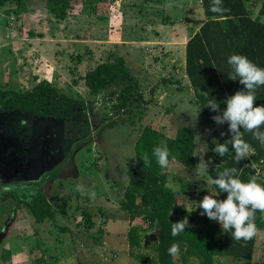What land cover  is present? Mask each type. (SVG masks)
Returning a JSON list of instances; mask_svg holds the SVG:
<instances>
[{
    "label": "rangeland",
    "instance_id": "obj_1",
    "mask_svg": "<svg viewBox=\"0 0 264 264\" xmlns=\"http://www.w3.org/2000/svg\"><path fill=\"white\" fill-rule=\"evenodd\" d=\"M263 1L250 2V13ZM206 20L201 0H22L0 7L1 89L25 92L48 79L82 101L67 120L0 110V264L19 261L18 251L31 260L37 240L51 264H142L132 260L127 239L137 222L122 208L141 131L150 125L173 138L197 119L187 127L207 143L209 168L210 144L223 136V125L201 114L185 69L183 48ZM113 53L126 58L139 84L128 102L112 88L91 97L83 80ZM209 178L171 163L167 184L188 208L175 222L201 223L198 203L217 194ZM32 187L47 195L54 221L34 224L22 203ZM142 225L143 251L153 256L159 231ZM258 238L252 260L217 261L264 264V232Z\"/></svg>",
    "mask_w": 264,
    "mask_h": 264
},
{
    "label": "trees",
    "instance_id": "obj_2",
    "mask_svg": "<svg viewBox=\"0 0 264 264\" xmlns=\"http://www.w3.org/2000/svg\"><path fill=\"white\" fill-rule=\"evenodd\" d=\"M12 1L20 3L22 0H0V7ZM64 1L69 3L71 0ZM251 1L222 0L225 11L214 13L210 10L212 0H201L207 20L186 44L185 69L196 104L209 123H216L212 117L222 114L226 108L223 103L226 97L245 88L239 80L228 78L231 72L228 58L233 54H241L264 68V1L255 18L251 16L248 6ZM83 80L91 97H98L103 90L112 88V93L120 94L119 98L128 102L133 99L132 92L139 88L126 58L117 53L109 55L104 63L88 71ZM256 98L254 106L264 105V86L257 89ZM213 99L220 103V113L207 107L208 101ZM81 105V100L68 95L48 79L40 81L25 92L3 90L0 87V110L4 112L19 111L37 117L67 120L71 118V111ZM228 127L227 123L223 124L225 134L210 144L215 156L214 165L209 168L210 178L215 179L225 169L236 168L242 181L247 182L251 176L259 173L258 182L264 183V174L258 169L261 166L264 171V145L252 133L243 132V139L251 145L253 153L237 163L235 152L228 141L232 135ZM260 131H264V127ZM216 135L214 133L212 138ZM196 139L195 132L188 127L181 128L175 137L165 139L160 130L148 125L143 128L136 142L135 163L129 170V184L124 193L122 208L128 211L131 222H137L128 231L127 239L130 256L142 264H191L195 261L197 264H220L217 261L219 257L231 258L233 261H249L254 257L259 235L250 241H237L232 238L231 232H223L221 226L211 222L206 215L202 216L201 223L190 224L191 227L178 236L171 234L174 217L186 215L188 208L168 186L170 168L163 170L159 167L153 149L166 144L174 157L171 163L175 161L187 170H195L198 164L197 156H193ZM219 143L228 145L229 150L223 157L212 150ZM145 153L151 160L148 167L144 166L142 160ZM213 186L220 200L227 198L226 192ZM22 203L29 208L36 225L56 219L47 195L37 188ZM255 223L260 233L264 232V213H256ZM141 224L156 227L159 231L158 241L153 246V256L143 251L141 232L144 231V226ZM13 225L14 222L10 228ZM174 243L179 245L178 260L168 251ZM39 244L37 240L31 246L29 251L33 257L27 264H48ZM7 252L6 258L10 256V250Z\"/></svg>",
    "mask_w": 264,
    "mask_h": 264
},
{
    "label": "clouds",
    "instance_id": "obj_3",
    "mask_svg": "<svg viewBox=\"0 0 264 264\" xmlns=\"http://www.w3.org/2000/svg\"><path fill=\"white\" fill-rule=\"evenodd\" d=\"M210 10L214 13L225 11L222 7V0H212ZM231 72L228 78L244 85V90H238L234 95L226 97L223 103L226 108L222 114H217L212 119L217 125L228 124V131L232 134L228 140L235 152L236 162L248 158L252 153L251 145L243 139V132L252 133L262 145H264V105L254 106L257 100L256 91L260 86H264V68L257 66L247 56L233 54L228 58ZM213 112L220 113V103L216 99L207 103ZM197 120V119H196ZM196 120L192 119L190 125L195 127ZM243 128V131H241ZM225 133H221L224 135ZM197 144L193 156H199V163L195 170L198 174L207 175L209 173V161L204 156L208 151L207 143L201 142L200 135H197ZM220 156L228 152V145L219 143L212 149ZM156 162L163 170L171 166V152L167 145L157 146L153 149ZM171 157V159H170ZM144 166L151 165V160L147 153L143 154ZM255 169V165L252 166ZM259 173L250 177L247 182L242 181L236 168H228L220 172L215 179L209 178L207 183L217 186L221 192L227 193V198L218 200L214 197L216 193L210 192L198 203V207L203 209L201 215H206L210 220L217 221L225 233L231 232L233 239L239 241H250L260 234V229L255 223L256 213H264V183L258 182ZM76 190L82 195H88L90 199H95V191L86 189L83 184H78ZM191 225L187 217L179 222L172 223L171 234L178 236L185 232ZM169 254L175 256L179 252V245L172 244L168 249Z\"/></svg>",
    "mask_w": 264,
    "mask_h": 264
},
{
    "label": "crops",
    "instance_id": "obj_4",
    "mask_svg": "<svg viewBox=\"0 0 264 264\" xmlns=\"http://www.w3.org/2000/svg\"><path fill=\"white\" fill-rule=\"evenodd\" d=\"M254 0H252L251 2H253ZM262 4L263 3H261V7H262ZM253 12H254V16L252 15L253 14ZM259 14V12L257 13V12H255V11H252L251 12V16L253 17V18H255L257 15ZM262 21L264 22V19L262 18ZM183 49H185V52H186V44H185V47L183 48ZM43 224V223H42ZM40 225V224H39ZM14 253H16L15 251H14ZM13 252H12V254H14ZM18 253L20 254L19 256H20V259H19V261H17V262H13V264H27L28 263V261L30 260V259H28V258H26L25 256H23V255H21V253L18 251ZM44 253H48V252H44ZM129 253V252H128ZM45 259L47 260V263L48 264H51V262L48 260V257H47V255L45 254ZM27 260V261H26ZM132 260H133V258H132ZM134 261V260H133ZM60 264H62V263H60Z\"/></svg>",
    "mask_w": 264,
    "mask_h": 264
},
{
    "label": "flooded vegetation",
    "instance_id": "obj_5",
    "mask_svg": "<svg viewBox=\"0 0 264 264\" xmlns=\"http://www.w3.org/2000/svg\"><path fill=\"white\" fill-rule=\"evenodd\" d=\"M56 120H58V119H56ZM32 189H33V187L31 188V191H32ZM22 191H20L19 193H21Z\"/></svg>",
    "mask_w": 264,
    "mask_h": 264
},
{
    "label": "built area",
    "instance_id": "obj_6",
    "mask_svg": "<svg viewBox=\"0 0 264 264\" xmlns=\"http://www.w3.org/2000/svg\"><path fill=\"white\" fill-rule=\"evenodd\" d=\"M252 153H253V151H252ZM252 153H251V155H252Z\"/></svg>",
    "mask_w": 264,
    "mask_h": 264
}]
</instances>
